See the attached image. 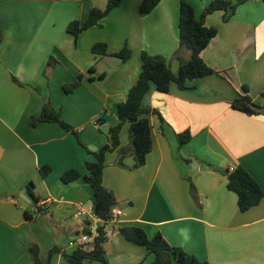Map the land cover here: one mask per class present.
I'll return each mask as SVG.
<instances>
[{
	"label": "crops",
	"instance_id": "1",
	"mask_svg": "<svg viewBox=\"0 0 264 264\" xmlns=\"http://www.w3.org/2000/svg\"><path fill=\"white\" fill-rule=\"evenodd\" d=\"M107 1L0 0V264H33L32 244L39 245L42 262L57 247L50 264H75L64 254L74 251L69 242L75 236L89 230V223L74 218L76 207L95 203L85 181L86 162L95 156L59 124L33 127L30 118L49 103L86 147L98 151L119 121L117 105L138 79L141 54L164 56L175 74L191 56L180 46V0H161L147 15L140 13L143 0H122L100 27L75 41L67 30L70 22L86 20ZM211 1L189 0L198 18ZM223 17L224 11L206 17L218 35L201 54L218 73L188 82L185 90L175 83L168 93L152 86L146 96L144 104L158 112L150 117L153 149L146 164L135 168L129 154L120 165L118 150L107 154L104 185L123 212L104 226L109 264L153 261L144 246L119 233L125 226L142 228L149 237L161 233L170 245L209 264H264V198L242 212L227 187V170L243 166L264 189V114L232 106L249 96L264 108V2L250 0L229 21ZM98 42L106 43L109 53L126 46L132 57L124 62L95 54ZM80 75V85L66 92L64 86ZM186 131L192 138L180 147L178 135ZM120 142L130 148L128 124ZM43 166L51 169L45 178ZM69 169L81 177L64 183ZM31 182L38 201L27 191Z\"/></svg>",
	"mask_w": 264,
	"mask_h": 264
},
{
	"label": "trees",
	"instance_id": "2",
	"mask_svg": "<svg viewBox=\"0 0 264 264\" xmlns=\"http://www.w3.org/2000/svg\"><path fill=\"white\" fill-rule=\"evenodd\" d=\"M161 0H143L140 6V13L147 15L160 3ZM250 0H212L203 10L200 18L196 13L189 0H180V20H179V37L180 46L191 51L188 60L182 61L177 74H175L167 59L162 55H150L143 52L140 57L141 71L136 83L130 88L126 101L117 105L118 123L108 129V144L96 152H91L80 139L77 129L63 120L61 112L54 109L49 103L45 104L38 117L30 118L29 122L33 127L40 123H57L66 131L72 133L80 145L95 156V160L87 161L86 168L88 174L85 175V181L92 188L95 197L94 211L96 215L104 221L100 227V236L95 241L93 250L85 251L74 249L71 254L65 253L66 259L75 264H84L86 260L101 261L109 264L104 243L106 235L104 226L111 223L112 210L117 206L118 201L112 190L104 185V169L106 167V157L109 152L119 151L118 163L123 165L124 159L132 154L134 156L135 168H140L146 164L147 156L153 149L152 124L150 117L158 112L144 104L146 96L149 94L152 86L159 92L168 93L172 84H177L180 89H188V82L202 78L208 75L218 73L202 58V51L205 50L210 42L218 35L217 27L206 25V17L216 11H224L223 20L229 21L236 13L238 7ZM264 2V0H262ZM122 0H108L104 9L93 8L86 20H75L68 25V32L74 36L75 41L79 35L93 27H100L101 21L110 14L114 9L120 7ZM92 52L99 55H111L120 58L126 62L132 57V52L128 47H123L120 51L109 53L108 45L104 42H98L92 47ZM51 60L49 64H51ZM83 76L75 83L64 86L68 93L73 92L79 85ZM264 94V92H263ZM233 108L240 110L249 115L264 114V108L254 104L249 96L238 97L232 104ZM100 126L105 125L102 118L97 120ZM129 125V142L130 148H122L120 142V133L123 127ZM192 136L189 131L178 135L180 147L191 140ZM51 169L43 166L40 173L45 178ZM81 177V172L77 169H69L62 175L64 183H71ZM227 187L234 192L238 198V207L240 211L246 212L252 207L261 203L264 198V189L243 166L234 168L233 171L227 170ZM192 193L195 188L191 186ZM27 191L29 195L38 201L34 193V184L31 182ZM40 211L39 208L36 210ZM26 218L31 219L26 213ZM129 242L144 246L148 255H152L151 264H209L207 261H201L196 256L187 253L182 248L170 245L161 233H156L149 237L145 230L136 226H125L118 229ZM33 264H50L54 253L60 251V248L54 247L49 253L46 262L40 258V247L32 244L30 248Z\"/></svg>",
	"mask_w": 264,
	"mask_h": 264
},
{
	"label": "built area",
	"instance_id": "3",
	"mask_svg": "<svg viewBox=\"0 0 264 264\" xmlns=\"http://www.w3.org/2000/svg\"><path fill=\"white\" fill-rule=\"evenodd\" d=\"M234 168H230L233 171ZM123 215V212L118 208L112 210L111 223H115ZM74 218L83 219L89 223V230L85 233L78 234L70 242L69 247L72 249H82L85 251H91L94 248L95 241L100 236V227L104 224V221L100 219L95 211L94 207H85L82 203L76 207Z\"/></svg>",
	"mask_w": 264,
	"mask_h": 264
},
{
	"label": "water",
	"instance_id": "4",
	"mask_svg": "<svg viewBox=\"0 0 264 264\" xmlns=\"http://www.w3.org/2000/svg\"><path fill=\"white\" fill-rule=\"evenodd\" d=\"M104 130L107 132V128L105 127ZM90 150L96 151V148L94 147H89Z\"/></svg>",
	"mask_w": 264,
	"mask_h": 264
}]
</instances>
